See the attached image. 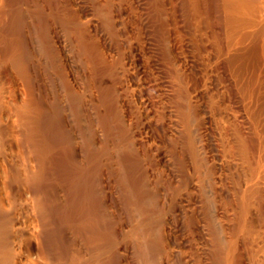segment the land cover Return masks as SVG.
I'll use <instances>...</instances> for the list:
<instances>
[{
    "label": "rangeland",
    "instance_id": "374dc122",
    "mask_svg": "<svg viewBox=\"0 0 264 264\" xmlns=\"http://www.w3.org/2000/svg\"><path fill=\"white\" fill-rule=\"evenodd\" d=\"M57 1L54 13L62 21L56 23L53 35L62 45L70 80L84 97L82 107L89 116L81 121L82 126L93 121L96 140H103L104 131L98 120L106 104L101 107L100 100H112L110 104L125 118L126 138L135 141L140 154L137 174H144L149 189L158 194L163 213L156 214L154 223L148 226L149 229L155 226V232L164 238L158 264H218L209 211L217 214L214 224L223 231L219 234L228 244L225 248L234 245L224 264H264V59L258 48L256 54L253 51L257 44L237 42L240 34L234 28L236 19L234 22L229 15L226 1ZM104 13H111L112 17L106 18ZM65 20L68 26L79 27L78 34L88 43L89 52L67 39L64 26L61 29ZM107 31L116 37L113 39ZM31 49L35 50V45ZM83 51L91 55L90 59ZM81 54L85 55L84 61L90 60L84 62L86 66L92 68L82 63ZM98 58H103V63ZM28 73L42 95L49 94L52 99L57 94L63 97L65 86L57 71L48 72L43 64L30 62ZM91 76L93 79L88 81ZM12 87L18 101L29 103L28 110L33 114L35 103L26 81L15 78ZM107 90L114 92L106 94ZM71 119L82 155L84 133ZM28 124L21 123V128H25L20 129L23 137L18 140L24 150L30 142L35 161L30 167L37 173L39 168L41 171L47 167L39 164L35 150L38 136ZM100 173L99 192L106 205L105 212L114 219L118 264H149L139 255L146 229L137 227L141 221L137 207L124 200L122 185L115 182L108 170ZM45 187L42 193L46 198L40 193L41 197L36 199L45 198L42 207L47 208L52 195L58 201L66 196L64 185ZM208 198L214 200L211 208L207 206ZM66 233L73 236L70 229Z\"/></svg>",
    "mask_w": 264,
    "mask_h": 264
},
{
    "label": "bare ground",
    "instance_id": "6f19581e",
    "mask_svg": "<svg viewBox=\"0 0 264 264\" xmlns=\"http://www.w3.org/2000/svg\"><path fill=\"white\" fill-rule=\"evenodd\" d=\"M56 1L0 0V44L1 41L3 42L6 39L2 43L5 48L1 47L3 45L0 46V264H118L119 256L116 251L114 252L116 239L114 219L109 213L105 212L106 205L102 201V196L99 192L100 172L103 170H108L114 176L115 182L122 185L124 200L131 204L132 207H137L140 213L141 221L136 226L145 227L146 233H144L145 242L140 244L141 246L139 247V255L149 264H158L159 256L164 246V238L158 231L155 232V226L152 229L148 228L149 225L154 223L156 214L161 215L163 213L161 204L157 199L158 194L149 189L145 182L144 174H137L140 154L135 141L126 138L128 128L125 118L123 117V120L117 107L110 104L112 100L111 102L110 100L105 102L104 100H107V98L104 99V97V100H100L101 107L106 104L105 109H103L104 112L101 113L103 115L98 120L99 125L103 129L102 131H104L103 140L99 142L96 140L95 133L97 132H95L93 121L88 122L86 127L82 126L81 121L86 116H89L82 107L84 97L72 84L67 71V59H65L61 48L62 45L58 44L57 36L53 35V30L59 25L58 20H61L57 17L58 15L55 16L56 12L54 13L53 7ZM225 1L229 15L231 14L233 20L234 18L236 19V22L234 20L236 23H234L236 25L234 28L240 34L237 42L251 41V43L257 44L258 46L253 51L255 53L258 48L261 57L264 59V0ZM109 14H106V18L107 15L110 18L112 17ZM231 17H228V19L232 21ZM67 18L69 19L68 16ZM67 20L63 21L66 24L61 26V29L64 26L67 39H70L72 43L75 41V43L79 44V47L88 51V43H84L82 40L84 37L82 38V35L78 34L77 30H79V27L77 25L74 26V24L72 25L73 27L68 26L67 22L70 20ZM61 21L60 23L64 24ZM108 26H110L109 23ZM107 32L110 33V31ZM89 33L88 30L87 34ZM33 45L36 47L35 50L31 49ZM79 47L76 46V48ZM116 47L119 48V46ZM238 47L240 48V45ZM80 51H82L81 48ZM83 53L87 52L83 51ZM242 53L240 54L241 57ZM93 55L94 58L92 59L94 60L95 54ZM245 55L247 54L245 53ZM87 56H89L88 53L86 54ZM90 56L87 59H90ZM79 58L81 59V56ZM102 59L99 60L98 58L97 60L102 62ZM30 62L43 64V67L48 72H51V70L57 71L65 86L62 98L55 94L56 97L52 99L51 95H42V92H39L40 88L32 80L34 77L28 73ZM84 62L86 61L83 59L82 63ZM95 66L94 68H96ZM102 66L104 65L102 64ZM90 67L92 68V65ZM240 67L243 66L240 65ZM86 70L88 71V69ZM103 71H106L105 66ZM111 73L108 76H111ZM86 76L88 77L89 75ZM99 76V79H101L102 74ZM253 76L255 77L254 74ZM15 78H22V80L26 81L32 92L33 103H35L33 114L28 110L29 103H20L18 101L12 87ZM92 79L93 76L87 80ZM184 80L181 82L185 83ZM111 82L109 81V83ZM258 86L260 87V85ZM107 91L106 94L114 92L112 90L111 92ZM103 96H106L105 93ZM99 99L101 98L99 97ZM99 99L97 98V100ZM101 107L99 106V108ZM71 118H73L77 128L79 130L82 129L84 133L81 145L82 155L78 151V141L72 125H70ZM23 122L33 126L31 128L38 136L35 150L38 154V160H40L39 164L43 163L47 167L41 171L39 168L40 172L37 170V173L35 172L36 170L33 171L32 167H30L34 161V156L32 157L30 151V148H32L30 142L25 144L28 149L24 150L21 149L22 143L20 144L18 140L22 136L20 135V129L25 128H21V123ZM19 139L22 138L20 137ZM110 141L111 144H109ZM39 153H41V157ZM56 183L64 185L66 190L65 198L58 201L52 195L51 199L48 198L50 203L47 208L46 206L42 207V201L46 198V194L42 193L44 192V187L46 184L53 187ZM50 191H52V188ZM25 193L29 195L27 196ZM40 193L45 196L42 201L40 198V200H36L39 195L41 197L42 194ZM213 201V199L211 201L208 198V208H211V205L214 206ZM38 202L42 204L40 205ZM207 210L209 211V209ZM208 213L210 216L209 224L211 223L210 226L215 233L216 258L218 264H224V261H227L229 257L230 247L234 250V245L232 244L233 246H230L229 249L225 248V245L228 244H225L223 235L219 234L223 231L214 224L217 214H210V211ZM131 216H134L133 213ZM67 229L71 230L73 236H68V233H66ZM47 242L50 246L46 244ZM230 242L232 243V241ZM232 261H235V259Z\"/></svg>",
    "mask_w": 264,
    "mask_h": 264
}]
</instances>
